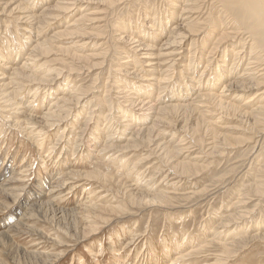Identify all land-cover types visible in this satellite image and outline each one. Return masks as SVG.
Wrapping results in <instances>:
<instances>
[{
	"label": "rangeland",
	"instance_id": "rangeland-1",
	"mask_svg": "<svg viewBox=\"0 0 264 264\" xmlns=\"http://www.w3.org/2000/svg\"><path fill=\"white\" fill-rule=\"evenodd\" d=\"M185 1L122 0L111 7L104 0H82L42 33L29 24L23 30L9 14H0V264H264L262 237L243 242L232 254L225 255L223 246L264 234V129L252 130L253 121L235 108L201 99L224 90L233 47L227 44L228 61L217 68L226 44L211 41L219 47L205 69L207 58L200 61L199 43L193 53H186L192 47L189 39L182 42L183 58L171 70L163 65L152 77L144 57H136L139 45L162 51L167 47L173 28L185 24L172 2L181 8ZM57 2L23 1L30 8L33 4L37 14ZM202 4L193 17L206 14L202 18L209 23L214 8ZM82 15H94L87 31L92 36L68 31ZM203 29L202 34L207 31ZM245 31L240 32L244 39L232 46L245 44ZM30 32L34 36L27 40ZM82 44L86 46L79 48ZM76 53L96 56L77 60ZM193 61L189 68L194 69L181 76V66ZM144 78L157 81L145 89ZM221 78L224 86L215 85ZM67 81L81 90L80 99L69 90L62 93ZM226 98L245 108L246 100L225 97L222 102ZM175 103L192 109H164L163 119L171 124H152L154 114L149 113ZM200 110L212 113L202 117ZM141 128L153 131L137 133ZM214 134L222 144L215 151L207 146ZM178 142L182 154L166 155V146L172 149ZM158 193L165 194L166 202L155 199ZM44 201L52 205L31 210ZM200 244L198 255L179 261L174 252L171 258L165 256L166 248L187 251ZM219 255L226 261H217Z\"/></svg>",
	"mask_w": 264,
	"mask_h": 264
},
{
	"label": "bare ground",
	"instance_id": "bare-ground-1",
	"mask_svg": "<svg viewBox=\"0 0 264 264\" xmlns=\"http://www.w3.org/2000/svg\"><path fill=\"white\" fill-rule=\"evenodd\" d=\"M24 1V0H23ZM22 0H3L1 1L0 0V14H9L11 16V18H13L11 21L15 22L16 24H21V28L23 27V30L26 28L24 26H22L23 24H29V27L32 28V26L36 27V31L41 32V30H43V28L45 26H50L51 24L55 23V22H58L59 18H64L65 16H67L72 10H73V7L75 8V6L79 5L80 2H82V0H57L58 2L56 3L55 7L52 9V7H47L46 10L42 11L37 14L36 12H34L35 10H32V7L34 6L32 4L31 8L28 6L30 4V2H28L26 4L23 3ZM25 1H29V0H25ZM40 1V0H39ZM89 1V0H88ZM94 1V0H93ZM100 1V0H98ZM105 1L108 2V4L111 5V7L119 4L122 0H104L103 3H106ZM172 1V0H171ZM174 1V0H173ZM179 1V3H181V0H176V2ZM1 2L3 4H1ZM33 2V1H32ZM174 3L172 2V6H173V9H174V13L177 12L178 9L181 10V14L179 13V20L181 17H183V22L185 24H180V26H178V24L176 25V27L173 28L172 30V34L174 33L173 36H171V39L170 41L166 40V43L165 45H167V47L162 51V49L160 50H155V48L153 47H156L155 45H152L153 47H148V46H138V47H141L140 49H138V47H135L134 49H136L135 51L136 52H139L136 54V57L139 55L140 57H144L143 59H145L144 63L147 65V67H150V71L149 73H152L150 74V76H155V75H159V72L160 70H162V66L163 65H166V69L169 68V70H171L173 68L174 65H176L177 63V60H181L183 58V54H186V53H193L192 50L194 47H197V43H199V48H200V52L201 54L199 55L198 52H195L196 54L199 55L200 57V61H204L206 60L205 58H207V64H206V67L205 69L208 67V65L211 63L212 61V55H213V52L215 50H217V46L214 42H211V41H217L216 43H218L219 45L224 43L225 45V49L222 51L221 54H224L222 57L224 58V60H217V68L220 67V64L219 62L221 63H224L223 65L225 66V63H226V59L225 58L228 56L226 54V49H228V45L233 47L232 49H230L231 51V65H230V68H229V74L226 75V79H225V82H226V86L222 85L221 83H223V79L221 78V81H217V84L215 85H219L220 84L222 86H224V90H222V93L221 94H217V96L214 94L215 92H213V94L211 95H203L201 96V99L205 102H209V104H212V100H215V103H218L219 107H229V108H235L234 110H236L237 112L240 111L241 112V117H244V118H247L248 120L250 121H253V127L254 128H251L252 130L255 129V131H259V129L262 127L264 129V61H263V54L261 53V47L260 48V45H258V38L262 37L263 35V31H264V0H207L208 4L210 3V6H213V10L212 12L210 11V15L213 14V19H211L212 21L208 23L209 20H207V17L206 18H202L204 16H200L198 18L193 17V15L195 14H199L197 11L199 9V6H201L202 3H206V0H186L184 3V7H181L177 5V3ZM183 2V1H182ZM96 3V2H95ZM100 3V2H99ZM86 4V3H85ZM90 5V4H89ZM204 4H202L203 6ZM36 6V4H35ZM38 6V5H37ZM54 6V5H53ZM100 6V5H99ZM179 7V8H178ZM172 8V7H171ZM183 8V9H182ZM208 8V6H207ZM34 9V8H33ZM85 9V8H84ZM179 10V11H180ZM205 10V9H204ZM208 10V9H207ZM178 11V12H179ZM172 12V11H171ZM201 12V11H199ZM205 12V11H204ZM90 13V12H89ZM170 13V12H169ZM168 13V14H169ZM202 13V12H201ZM87 14V13H86ZM176 15V14H175ZM238 17H237V16ZM207 16V15H206ZM99 17V16H98ZM170 17H172L170 15ZM174 17V16H173ZM173 17L171 18V22L174 21L172 20ZM209 18V17H208ZM211 18V17H210ZM237 18H239L238 21H240V18L242 20V22H238L237 21ZM177 19V18H176ZM175 19V20H176ZM94 20V15L92 16H88V15H82L81 17L79 18H75V21L69 25V27H72V28H69L68 31L70 30H76L78 31L81 35H85V34H89L91 35L90 33H88V27H91V24H93L95 21ZM101 20V19H100ZM93 21V23H92ZM169 22V21H168ZM176 22V21H175ZM173 22V23H175ZM167 24V23H165ZM169 24V23H168ZM207 25V31L205 29H203L205 26ZM31 25V26H30ZM101 26V25H100ZM16 27V26H15ZM126 27V26H125ZM166 27V26H165ZM18 28V27H17ZM20 28V29H21ZM99 28V27H97ZM123 28V27H122ZM129 28V27H128ZM127 28V29H128ZM19 29V30H20ZM33 29V28H32ZM92 29V28H91ZM125 29V28H124ZM166 29V28H165ZM202 29L205 30L206 32H204L202 34ZM243 29H246L247 32L245 31V35L247 37V39H245V44H237L235 45L236 47L232 46V44L234 45V42L236 43L237 41L239 40H243L244 38L242 37V33H240L241 31H243ZM22 30V31H23ZM28 30V29H26ZM98 31V29H96ZM101 30V29H99ZM126 30V29H125ZM130 30V29H129ZM156 30V29H155ZM167 30V29H166ZM165 30V31H166ZM170 30V29H169ZM31 31V29H30ZM95 31V30H94ZM164 31V32H165ZM16 32H17V29H16ZM27 32V31H25ZM163 32V31H162ZM167 32V31H166ZM165 32V33H166ZM42 33V32H41ZM99 33V32H98ZM103 32H101L100 34H102ZM117 33V32H116ZM158 32H156L157 34ZM170 33V32H169ZM168 33V34H169ZM57 34V32H56ZM159 35H162L160 33H158ZM158 34L156 36H158ZM22 35V34H21ZM31 35L34 36V33H31L30 32V37ZM155 35V34H154ZM167 35V34H166ZM170 35V34H169ZM67 36V35H66ZM87 36V35H86ZM92 36V35H91ZM97 36V35H96ZM155 36V37H156ZM163 36V35H162ZM160 36V37H162ZM165 36V34H164ZM29 37V36H28ZM29 37V38H30ZM120 37V35H119ZM195 37V38H194ZM18 38V37H17ZM24 38V37H23ZM26 38V36H25ZM81 38V37H80ZM91 38V37H90ZM121 38V37H120ZM169 38V37H168ZM32 37L30 39H27V40H31ZM55 39V38H54ZM85 39V38H84ZM95 39H99V38H95ZM119 40V38H117ZM152 39V38H151ZM157 40V38H155ZM189 39H192L191 40V50H185L186 53H184V45L185 43L189 40ZM260 39V40H261ZM39 40V39H38ZM81 40V39H80ZM117 40V42H119ZM120 40H123L122 38ZM156 40H153L155 42H157ZM48 41H52V39L48 40ZM159 41V40H158ZM162 41V40H161ZM168 41V42H167ZM184 45H182V42H184ZM28 42V41H27ZM47 42V41H45ZM138 42V41H136ZM211 42V43H210ZM259 42H263V41H259ZM52 43V42H51ZM131 43V42H130ZM134 44V42H132ZM144 43V42H143ZM209 43V44H208ZM240 43V42H239ZM244 43V42H243ZM19 45V43H17ZM28 44V43H27ZM86 44V43H85ZM147 45V43H145ZM157 44V43H156ZM162 44V43H161ZM11 45V44H10ZM163 45V44H162ZM222 45V46H224ZM44 46V45H43ZM86 46V45H85ZM83 44L79 46V48H83L85 47ZM221 46V47H222ZM11 47V46H9ZM143 47V48H142ZM165 47V46H164ZM163 47V48H164ZM216 47V48H215ZM219 47V46H218ZM6 48V47H5ZM23 48V47H22ZM40 48V47H39ZM43 48V47H42ZM78 48V47H77ZM76 48V49H77ZM78 48V49H79ZM10 49V48H9ZM19 49V48H18ZM52 47L50 48V45L47 46L46 45V50L47 51H52L51 50ZM187 49V48H186ZM196 49V48H195ZM15 50V49H14ZM35 50V49H34ZM38 50V49H37ZM81 50V49H80ZM79 50V51H80ZM143 50H145L146 52H142ZM8 51V50H7ZM41 51V50H40ZM78 51V50H77ZM82 51V50H81ZM147 51H150V53H148ZM194 51V50H193ZM196 51V50H195ZM218 51V50H217ZM263 51V50H262ZM216 52V51H215ZM221 52V51H220ZM7 53V52H6ZM9 53V52H8ZM79 53H76L74 54V57H76L77 60H83V59H87V58H90L92 56H96L95 55H90L88 56H84L83 54L82 55H78ZM101 54V53H100ZM217 54V53H216ZM262 54V55H261ZM6 55V54H5ZM45 55V54H44ZM104 55V54H103ZM98 56V55H97ZM131 56V55H130ZM186 59V55H184ZM3 57V56H2ZM135 57V58H136ZM196 57V56H195ZM198 57V58H199ZM221 57V58H222ZM28 58V57H27ZM134 58V59H135ZM214 58V57H213ZM230 58V59H231ZM139 59H142V58H139ZM163 59V60H161ZM187 60L188 62H191L192 61V56L188 55L187 57ZM194 60V59H193ZM130 61V60H128ZM127 61V62H128ZM133 61V60H132ZM138 61V60H136ZM155 61V62H154ZM228 61V60H227ZM141 62H143L141 60ZM132 63V62H131ZM139 63V62H136V64ZM194 61L192 63H189V64H183L181 66V71L179 72L182 76V73L185 72L188 74L189 70L192 71V68L191 67L189 68V66L193 65ZM196 63V62H195ZM228 63V62H227ZM179 64V63H178ZM135 65V64H134ZM169 65V66H167ZM228 65V64H227ZM197 66V65H196ZM194 66V67H196ZM222 66V65H221ZM223 66V67H224ZM138 67V66H137ZM222 67V68H223ZM229 67V66H228ZM227 68V67H226ZM13 69V68H12ZM65 69V68H64ZM164 69V68H163ZM165 69V70H166ZM228 69V68H227ZM164 70V71H165ZM57 72H59V74L62 73V70H56ZM173 71V70H172ZM196 71V69H195ZM214 71V70H213ZM226 71V69H225ZM215 72V71H214ZM223 72V70H222ZM216 73V72H215ZM162 74V73H161ZM168 74V73H166ZM226 74V72H225ZM224 74V75H225ZM149 75V74H148ZM184 75V74H183ZM210 75V74H209ZM219 74H217L218 76ZM211 76V75H210ZM6 77V76H5ZM205 77V76H204ZM215 77V76H214ZM221 77V76H220ZM224 77V76H223ZM36 78V77H35ZM141 78V77H140ZM189 78V77H187ZM215 79V78H214ZM218 79H220L218 77ZM145 80V78H144ZM152 81L156 82L157 79L155 78H151ZM151 80H145V83L147 82V85L144 84L143 88L145 87H148V88H145V89H149V88H152L153 86V82ZM159 80V79H158ZM168 80V79H167ZM172 80V79H171ZM30 81V80H29ZM52 81H55V80H52ZM161 81V80H160ZM163 81V79H162ZM166 81V80H165ZM168 82V81H167ZM209 82V81H208ZM213 82V80H212ZM215 82V81H214ZM213 82V83H214ZM190 83V82H189ZM183 84V83H181ZM186 83L183 84V87H185ZM185 85V86H184ZM207 85V84H206ZM211 85V84H210ZM214 85V84H213ZM214 85V87H215ZM212 86V85H211ZM70 87V88H69ZM72 87V88H71ZM141 87V86H140ZM212 87V88H214ZM182 88V87H181ZM195 88V87H194ZM63 89V88H62ZM226 89V90H225ZM66 90H69V94L70 96H72V94L74 96H76L75 98L77 99H80L81 95L82 94H79L78 92H80L81 90L79 88H73L72 84L70 81H67L66 83V86H65V90H62V93L64 94L66 92ZM144 90V89H142ZM142 90H138L139 91H142ZM153 90V89H152ZM205 90V89H204ZM64 91V92H63ZM145 91V90H144ZM149 91V90H147ZM217 91V90H216ZM151 92V91H149ZM199 92V91H198ZM206 92V91H205ZM210 92V90H209ZM224 92H227L230 93L231 95H226L224 96ZM59 93V92H58ZM68 94V93H67ZM147 94V93H146ZM149 94V93H148ZM147 94V95H148ZM205 94V93H204ZM207 94V93H206ZM235 94H240L244 97V99H240L239 97L236 98ZM143 95V93H142ZM234 95V96H233ZM153 96V94H152ZM61 97V96H60ZM65 97V96H64ZM139 97V96H138ZM225 97H228V98H232V97H235L237 100H242V101H245L246 102L244 103V107H240L236 106V104L234 105V102H231V101H228V99L226 98L223 102H222V99H224ZM69 98V96L67 97ZM138 99V98H137ZM147 99V98H146ZM173 99V97H172ZM234 99V100H236ZM75 100V99H74ZM178 100V99H177ZM174 101V100H173ZM172 101V102H173ZM188 101V100H187ZM186 101V103H187ZM241 101V102H242ZM171 102V101H170ZM168 102V103H170ZM171 102V103H172ZM177 102V101H176ZM194 102V101H193ZM200 100L198 101V104H199ZM78 103V102H77ZM184 103V102H183ZM213 103V104H215ZM180 104V103H178ZM177 103L171 105L168 107V108H160L159 109H155L154 111H152L151 113H149L148 115L151 116V114H154V116L152 115V118H153V123L152 124H157L160 120L162 123L166 124V125H169L171 124L169 121H167V117L163 119V116H162V111L164 109H170L169 111H178L180 109H192V108H189L190 106H183L184 104H182V106L178 105ZM192 103H190L191 105ZM197 104V103H196ZM208 104V105H209ZM169 105V104H167ZM167 105H165V107H167ZM188 105V103H187ZM194 105V104H192ZM191 105V106H192ZM205 105V104H204ZM217 105V106H218ZM201 106V105H200ZM216 106V105H215ZM196 107V106H195ZM194 107V108H195ZM243 108V109H242ZM144 109V108H143ZM197 109V108H195ZM60 110V109H58ZM128 110V109H127ZM150 110V109H148ZM215 110V109H214ZM151 111V110H150ZM232 111V110H231ZM59 112V111H58ZM204 113H202V111H198V115L201 116L202 114V117H204L206 114L205 112H210V114L212 113V111H206V110H203ZM235 112V111H234ZM138 113V112H137ZM232 113V112H231ZM28 114V113H27ZM141 114V113H140ZM139 114V115H140ZM177 114V113H176ZM218 114V113H217ZM123 115V114H122ZM126 115V114H125ZM129 115H132L133 114H128ZM146 116H148L147 114H145ZM171 115V114H170ZM54 116V114H52L50 117ZM132 116L130 118H132ZM135 116V115H134ZM133 116V117H134ZM142 116V115H141ZM167 116V115H166ZM226 116V115H225ZM122 117V116H121ZM125 117V116H124ZM122 117V119L124 118ZM127 117V115H126ZM139 117V116H138ZM143 117V116H142ZM129 118V117H128ZM26 119V118H25ZM50 119V118H49ZM138 119V118H136ZM135 119V120H136ZM150 119V118H149ZM200 119V118H199ZM208 119V118H207ZM215 119V118H213ZM53 120V119H52ZM108 120V119H107ZM106 120V121H107ZM118 120V118H117ZM133 120V118H132ZM143 120V119H142ZM141 120V121H142ZM211 120V119H210ZM210 120L208 121L209 122V125H210ZM122 121V120H121ZM119 120V122H121ZM109 122V121H108ZM112 122V121H111ZM137 122V121H136ZM135 122V123H136ZM147 122H150L149 120ZM213 122V121H212ZM122 123V122H121ZM135 123H132V124H135ZM140 123V122H139ZM143 123V121H142ZM200 123V122H199ZM130 124V122L128 123ZM137 125L138 122L136 123ZM135 124V125H136ZM159 124V123H158ZM158 124H157V127H158ZM216 124V123H215ZM53 126V124H51ZM136 125V126H137ZM147 125V124H146ZM127 126V125H126ZM131 126V124H130ZM143 126V125H141ZM145 126V125H144ZM148 126V125H147ZM161 126V125H160ZM128 127V126H127ZM126 127V128H127ZM132 127H135V126H131ZM153 127V126H152ZM214 127V126H213ZM222 127V126H221ZM228 127V126H227ZM235 127V126H233ZM240 127V126H239ZM154 128V127H153ZM153 128H149V129H146V130H143V128H141L142 130L137 133L139 134H144L145 132H149L151 133L153 131ZM224 128V127H222ZM237 128V127H236ZM261 128V129H262ZM178 129V128H177ZM180 129V128H179ZM226 129V128H224ZM232 129V128H231ZM231 129H228L229 131H232ZM234 130V129H233ZM181 131V130H180ZM236 131V130H234ZM110 132V131H109ZM228 132V131H227ZM136 133V134H137ZM192 133V132H191ZM218 133V132H217ZM135 134V135H136ZM195 134V133H194ZM105 135H106V132H105ZM134 135V136H135ZM149 135V134H147ZM191 135V134H190ZM220 135V134H219ZM217 135V136H219ZM107 136L108 133H107ZM173 137L170 139L172 141V139H174V134L172 135ZM189 136V135H188ZM212 136V135H211ZM215 136V134H214ZM212 137L209 140H207L208 144L207 146H209L208 149H212V150H216L218 149L219 145L222 146V144L220 142H218V138L219 137ZM250 136V135H249ZM236 138V137H235ZM179 140H182L181 142H183V138H178ZM192 139V138H191ZM202 140V139H201ZM238 140V139H237ZM174 141V140H173ZM180 142V141H179ZM179 142L177 143V145H174L173 148L171 149V145L169 148H167L166 146V149H167V152L166 155L168 154H176V158L177 156H179L180 154H182V151L184 149H179L180 147V144ZM35 143V142H34ZM229 143V142H228ZM166 145V144H165ZM182 145V144H181ZM234 145V144H233ZM169 146V145H168ZM220 146V147H221ZM163 147V146H162ZM182 147V146H181ZM176 149H179L176 153ZM225 150V149H224ZM180 151V152H179ZM188 151V150H187ZM207 151V150H206ZM222 151V150H221ZM220 151V153H221ZM212 152V151H211ZM223 153V152H222ZM214 154V153H213ZM216 154V153H215ZM29 161V160H28ZM200 165V164H199ZM186 167V166H185ZM188 167V166H187ZM262 173V172H261ZM160 174V173H159ZM96 176V175H95ZM15 177V176H14ZM15 179V178H14ZM14 179H12L14 181ZM146 184V183H145ZM2 185V183L0 184V186ZM145 186V185H144ZM43 189V188H42ZM158 190V189H157ZM8 196V195H7ZM153 196V195H152ZM144 199V198H143ZM146 199V198H145ZM148 199V198H147ZM155 199H159V201L161 202H166V196L165 194H161V193H158L155 195ZM154 199V200H155ZM149 200V199H148ZM144 201V200H143ZM29 202V201H28ZM52 205V203L49 201V202H43V203H39L37 205H35L34 207H32L31 210H41L47 206H50ZM51 208V207H50ZM47 210V209H46ZM45 211V209H44ZM62 212V211H61ZM243 212V211H242ZM232 214V213H231ZM239 214V213H238ZM247 215V214H246ZM239 216L241 217L240 219L244 218V215H240ZM234 217V215H233ZM235 218H239V217H236L235 215ZM219 233V232H218ZM221 234V233H220ZM220 234H214V236L216 237V235H220ZM209 236V235H208ZM213 236V237H214ZM212 237V235H211ZM210 237V238H211ZM235 237V236H234ZM260 238L262 237L264 239V234L262 235H259V236H253V237H249L247 238L246 240L242 239L241 238V241L239 240L238 242H233V243H230V244H222L223 246L227 247L225 249V255L227 254H232L234 252V248L236 247H241V246H244V243L243 242H247L248 240H252L253 238ZM245 238V237H243ZM261 238V239H262ZM211 239H209L210 241ZM244 240V241H243ZM212 241V240H211ZM218 241V240H216ZM202 242V241H201ZM229 242V241H228ZM199 244V243H198ZM220 244V243H219ZM183 245V244H182ZM206 245V243H205ZM197 246V245H196ZM202 245H198L197 247H195V250H187V251H183V250H180L178 248H172V249H167V253L165 254V256L167 258H171L172 254L171 252H174L175 254H177V260L181 257H184V258H187L188 256H190L191 254H199L201 252V248ZM229 247V248H228ZM201 248V249H200ZM204 248V247H203ZM200 249V250H199ZM237 250V249H236ZM119 254V253H118ZM166 258V259H167ZM218 260L219 262H223L224 260L226 261V258L223 259L222 258V255H219L218 256ZM176 259V258H175ZM182 260V259H181ZM179 261V260H178ZM185 262V261H184Z\"/></svg>",
	"mask_w": 264,
	"mask_h": 264
}]
</instances>
